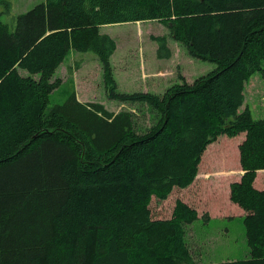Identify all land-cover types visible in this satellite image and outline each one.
I'll list each match as a JSON object with an SVG mask.
<instances>
[{"label": "trees", "instance_id": "1", "mask_svg": "<svg viewBox=\"0 0 264 264\" xmlns=\"http://www.w3.org/2000/svg\"><path fill=\"white\" fill-rule=\"evenodd\" d=\"M151 20L168 29L151 36L158 58L170 57V37L216 67L162 93L118 91L116 41L100 26ZM71 49L93 51L108 98L130 108L81 102L74 90L47 105ZM263 62L264 0H43L13 26L0 17V264H195L186 230L196 209L176 199L169 218H155L151 197L188 187L207 146L240 133L241 174L228 190L245 212L249 257L215 264H264V189L253 184L264 118L241 109ZM137 104L154 114L145 129Z\"/></svg>", "mask_w": 264, "mask_h": 264}, {"label": "rangeland", "instance_id": "2", "mask_svg": "<svg viewBox=\"0 0 264 264\" xmlns=\"http://www.w3.org/2000/svg\"><path fill=\"white\" fill-rule=\"evenodd\" d=\"M41 1L0 0V17L13 26L17 13L25 12ZM100 33L108 34L116 41L109 63L117 83L116 89L120 92L162 93L175 82L182 79L192 82L216 67L214 62L192 57L183 44L170 37V57L158 58L157 44L151 36L167 34L168 29L165 24L155 20L105 24L100 26ZM99 62L91 50L80 52L71 49L52 77H59L62 82L49 94L47 105L62 103L74 90L81 102H98L114 112L130 108L128 104L108 98L103 89ZM244 97L252 116L255 119L264 118V77L260 72L245 81ZM132 109L142 129L151 124L154 114L147 106L137 104ZM237 138V135L233 138L221 135L204 150L199 163V176L190 186L174 187L166 199H159L155 195L151 197L149 206L155 218H169L176 199L195 208L199 214L208 213L209 219H199L187 230L195 252V264H214L222 259L249 257L243 227L245 213L240 206L230 201L228 190L229 183L238 180L241 174L239 150L236 147L237 155L234 150ZM211 158L214 159L212 164ZM256 175L254 186L264 189V170L258 171ZM222 211H225L224 217L230 215L228 211L236 212V215L230 221L212 218L216 212Z\"/></svg>", "mask_w": 264, "mask_h": 264}, {"label": "crops", "instance_id": "3", "mask_svg": "<svg viewBox=\"0 0 264 264\" xmlns=\"http://www.w3.org/2000/svg\"><path fill=\"white\" fill-rule=\"evenodd\" d=\"M247 106V103H246V100L244 101V106ZM243 106V107H244ZM243 107H241V109L243 108ZM236 136V135H235ZM238 137H239V139H238V142H236L235 143V145H234V150H235V153H236V155H237V150H236V147L238 146V144L245 138V136H244V133H240V134H238L237 135ZM213 143V142H212ZM212 143H210V144H212ZM209 144V145H210ZM208 145V146H209ZM207 146V147H208ZM207 149V148H206ZM201 162V161H200ZM199 164V163H198ZM200 165V164H199ZM261 170H264V169H261ZM199 173H200V170H199V167H198V173H197V176H199ZM257 174V173H256ZM197 176H195V180L197 179ZM198 178H200V177H198ZM194 180V181H195ZM194 181L192 182V183H194ZM191 185V184H190ZM189 185V186H190ZM235 204V203H234ZM237 205V204H236ZM233 207L235 208V206L233 205ZM197 213H198V211H196ZM225 211H222V212H216L215 214H214V216H212V218H214V217H216V218H220V219H222V220H226V219H228L229 221L231 220V218L233 217V216H235L236 215V212H232V211H228V212H230V215H227V216H223ZM233 213V214H232ZM245 213V212H244ZM204 214H206L207 216H204ZM209 215H208V213L207 212H203L202 214H199L198 213V218L193 222V223H196V222H198L199 221V219H201V220H207V219H209V217H208ZM193 223H191V224H189L188 226H187V230L188 229H191V226H192V224ZM186 230V231H187ZM187 233H188V231H187ZM187 233H186V240L188 241V244L190 245V247H191V249H192V251H193V254L195 255V252H194V250H193V246L190 244L191 242H190V239H189V237H188V235H187ZM195 258V257H194ZM234 259H236V258H234ZM223 260V259H222ZM224 260H230V259H224ZM220 261V260H219ZM195 263H196V259H195ZM216 263V262H215ZM214 263V264H215Z\"/></svg>", "mask_w": 264, "mask_h": 264}]
</instances>
